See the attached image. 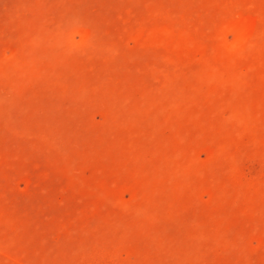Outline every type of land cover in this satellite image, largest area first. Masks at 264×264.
<instances>
[{
  "label": "rangeland",
  "instance_id": "rangeland-1",
  "mask_svg": "<svg viewBox=\"0 0 264 264\" xmlns=\"http://www.w3.org/2000/svg\"><path fill=\"white\" fill-rule=\"evenodd\" d=\"M0 264H264V0H0Z\"/></svg>",
  "mask_w": 264,
  "mask_h": 264
}]
</instances>
